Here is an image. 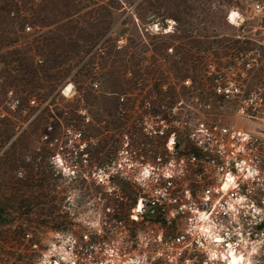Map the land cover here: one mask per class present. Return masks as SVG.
<instances>
[{
  "label": "rangeland",
  "instance_id": "rangeland-1",
  "mask_svg": "<svg viewBox=\"0 0 264 264\" xmlns=\"http://www.w3.org/2000/svg\"><path fill=\"white\" fill-rule=\"evenodd\" d=\"M252 2L0 0V264H37L43 250L83 256L92 248H75L83 231L97 239L96 256L112 258L107 264H209L207 256H164V243L138 241L149 230L147 217H135L143 134L136 98L122 104L119 95L142 93L155 80L202 78L209 60L247 58L258 66L254 85H263L264 11L255 14ZM232 10L244 19L231 22ZM23 77L31 79L26 87ZM11 88L24 105L35 96L39 106L13 109ZM251 264H264V254Z\"/></svg>",
  "mask_w": 264,
  "mask_h": 264
},
{
  "label": "built area",
  "instance_id": "built-area-1",
  "mask_svg": "<svg viewBox=\"0 0 264 264\" xmlns=\"http://www.w3.org/2000/svg\"><path fill=\"white\" fill-rule=\"evenodd\" d=\"M251 7L258 15L264 0H253ZM153 26L158 23L148 29ZM25 30L32 31V25ZM255 65L247 58L229 64L209 60L202 78L186 75L179 84L155 80L142 93L119 95L122 104L136 98L134 112L143 134L136 146L140 186L135 217H147L149 230L144 237L138 234V241L164 243L161 255L207 256L209 264H222L232 249L264 254V84L253 83ZM92 86L99 89L100 80ZM7 93L13 109L39 106L35 96L24 105L13 88ZM79 110L88 115L85 107ZM83 242L92 246L83 256L79 251L76 256H48L43 250L46 256H37L36 262L107 264L112 259L96 256L93 244L98 241L88 231L74 238L75 248Z\"/></svg>",
  "mask_w": 264,
  "mask_h": 264
},
{
  "label": "bare ground",
  "instance_id": "bare-ground-1",
  "mask_svg": "<svg viewBox=\"0 0 264 264\" xmlns=\"http://www.w3.org/2000/svg\"><path fill=\"white\" fill-rule=\"evenodd\" d=\"M230 14V21L231 22H236L238 19L243 20L242 14L237 11V10H232L229 12ZM71 86L70 84L64 91L65 93H69L71 91ZM251 249L248 250L246 254L243 252L236 253L234 249L231 250L230 256H222L224 258L225 263L224 264H232L233 259L235 258L236 260L239 261V264H251L252 262V256H251Z\"/></svg>",
  "mask_w": 264,
  "mask_h": 264
},
{
  "label": "trees",
  "instance_id": "trees-1",
  "mask_svg": "<svg viewBox=\"0 0 264 264\" xmlns=\"http://www.w3.org/2000/svg\"><path fill=\"white\" fill-rule=\"evenodd\" d=\"M48 45H52L51 43H49ZM43 47V46H42ZM51 48H53V46H51ZM45 50V49H44ZM51 52H53V53H55L56 51L55 50H52ZM13 57V59L14 60H17L18 61V63L20 64V65H22L23 66V68L25 69V72H27V71H30L31 69H30V65L28 64V63H26L24 60H23V58H21L20 56H12ZM43 59V58H42ZM55 60V58H53V61ZM31 83V79L30 78H25V77H23V80L20 82V85L22 86V87H26V85H28V84H30ZM17 84V83H16ZM18 85V84H17ZM84 151V150H83ZM82 152V151H81Z\"/></svg>",
  "mask_w": 264,
  "mask_h": 264
},
{
  "label": "clouds",
  "instance_id": "clouds-1",
  "mask_svg": "<svg viewBox=\"0 0 264 264\" xmlns=\"http://www.w3.org/2000/svg\"><path fill=\"white\" fill-rule=\"evenodd\" d=\"M232 264H239V261L234 258Z\"/></svg>",
  "mask_w": 264,
  "mask_h": 264
}]
</instances>
